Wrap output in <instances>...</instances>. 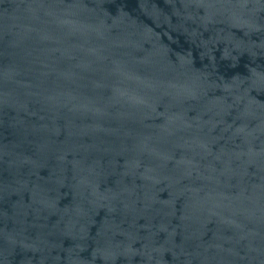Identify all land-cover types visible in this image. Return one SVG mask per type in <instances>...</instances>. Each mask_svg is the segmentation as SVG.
Listing matches in <instances>:
<instances>
[{
	"label": "water",
	"instance_id": "95a60500",
	"mask_svg": "<svg viewBox=\"0 0 264 264\" xmlns=\"http://www.w3.org/2000/svg\"><path fill=\"white\" fill-rule=\"evenodd\" d=\"M0 264H90L0 181Z\"/></svg>",
	"mask_w": 264,
	"mask_h": 264
}]
</instances>
